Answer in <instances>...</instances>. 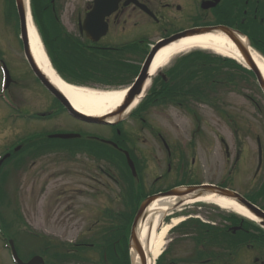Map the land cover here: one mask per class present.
Segmentation results:
<instances>
[{
	"label": "flooded vegetation",
	"instance_id": "af4514ba",
	"mask_svg": "<svg viewBox=\"0 0 264 264\" xmlns=\"http://www.w3.org/2000/svg\"><path fill=\"white\" fill-rule=\"evenodd\" d=\"M47 1L41 0V28L50 44L47 51L55 59L52 66L59 76L70 83L132 84L153 44L185 29L219 21H232L234 28L246 35L254 47L264 51V0H220L215 8L194 13L179 6L184 0H103L95 18L89 15L96 0H64L61 6L60 0ZM115 1L116 10L105 16ZM202 1L212 0H196V4ZM134 2L147 7L152 16ZM19 30L16 0H0V63L7 70L9 86L25 88L34 82L44 89L25 59ZM192 71L191 63L185 60H173L160 70L151 80L142 106L130 113L125 123L102 126L107 132L99 139L110 144L93 135L85 136L84 145L89 143L92 148L88 151L91 157L87 158L91 164L79 160L81 168L75 169L74 174L88 182L76 186L65 182L69 172L65 143L50 136L76 134L77 126L93 125L70 116L44 89L50 104L26 116L28 123H37L41 129L26 130L30 139L13 140L2 150H6L3 153L6 156L0 164V193L5 194L11 181L17 180L16 185L12 184L15 195L21 197L24 190L30 197L38 196L28 207L30 211L40 205L48 207L56 220L51 221L42 235L32 231L31 235H1L0 264H131L130 218L142 200L176 187L205 183L189 179L195 163L194 142L201 133L195 105L208 107L211 93L206 90L207 77L199 82V77L191 76ZM3 94L14 104L17 95L10 87L0 97ZM153 114L156 118L152 120ZM18 118L21 117L15 113L13 120ZM179 118H185L186 127L177 124ZM217 141L229 161L230 151L227 155L219 135ZM99 148L110 152L116 160L123 159L127 174L112 172V157L97 156ZM124 151L132 160L136 175H132ZM51 180L59 183L49 187ZM67 189L89 197L90 202L99 195L102 202L78 205L84 218L103 208V218L74 220L78 225L74 227L79 229L76 235L57 233L60 223L70 221L65 219L70 205L63 198ZM113 202L117 212L113 210ZM54 203L56 208L51 209ZM170 204H166L170 208L156 227L157 234L164 227L169 229L154 264H264V229L257 224L230 213L216 215L214 208L201 205ZM27 226L31 229L29 220ZM144 249L146 246L142 245L143 256Z\"/></svg>",
	"mask_w": 264,
	"mask_h": 264
},
{
	"label": "rangeland",
	"instance_id": "374dc122",
	"mask_svg": "<svg viewBox=\"0 0 264 264\" xmlns=\"http://www.w3.org/2000/svg\"><path fill=\"white\" fill-rule=\"evenodd\" d=\"M63 2L64 0H60L59 6ZM195 5L196 0H184L179 6L189 13L194 9ZM183 28H186L185 23ZM181 56V60L191 63L192 70L199 77V82H202L207 77L209 85L215 86L214 94H211L209 99V107L195 105L201 120V133L196 137L194 142L195 152L193 158L195 159V164L191 167V178L189 180L213 184L224 182L226 186L237 191L239 194L248 196L249 192L259 188L261 182L264 180V94L260 91L252 76L246 74L243 70L241 71L239 66L233 62L215 58V54L211 51L196 49L189 54H182ZM209 68L214 71L212 76H209ZM214 82L219 83L215 84ZM110 85L112 84H108V82L97 83L96 86H91V88L96 90H118L120 88ZM18 87L10 86V90L17 95V97L13 96L14 103L20 105L21 112L24 114H31L42 107L48 106L51 102L44 89L34 84V82H31L25 88ZM7 112H9L8 109L0 102V152L4 146L25 135L26 130L41 129V126L37 123L23 122L20 118L16 121L8 120L6 118ZM128 117V114L124 116L123 123H125ZM61 118L63 119V117ZM155 118L154 114L150 117L152 120ZM177 124L180 127H186L187 121L185 118H179ZM77 127L78 131H86L88 135L98 138H102L107 132L105 127L100 126ZM177 135H180V133L178 132ZM218 135L229 147V161H227L224 150L217 141ZM257 137L260 138L262 143L263 161L261 170L255 178ZM76 145L69 144L67 145V149ZM87 149L82 146V148H77L74 153L73 151L65 153V160L67 161L66 170L69 171L65 179L67 185L73 184L76 186L79 182H88L84 178L77 177V174H74V170L80 166L79 160H84L83 162L91 164V161L87 159L91 157L88 156L90 153L84 152ZM97 152L98 155L105 154V152H100L99 150ZM236 154H239L237 162H235ZM112 160L115 162L114 166L116 169L121 174L124 173L126 175L127 172H125L121 161H116L114 158ZM2 166L4 167V164ZM15 182L17 180L11 181L10 188L0 198V234L3 235L4 233L13 237L21 234L31 235L30 232L32 231L34 234L42 235L46 227L51 224V221L56 220V215H53L48 207H42L41 205L34 207V210L31 212L28 207L32 201H37L38 196L35 194L34 197H30L24 190L23 193L22 191L20 192L21 197L15 196L13 193L15 191L12 188V184L16 185ZM58 183L57 180H51L49 187ZM63 198L66 205H70V209L65 212V219H70V221H67L65 224L60 223V228L56 223L55 229L59 228L57 233L76 235L79 229L74 227L76 225L74 220H100L103 218V208L101 209L100 207L92 217L87 218H84L82 215L83 211L78 210V205L82 203L94 205L98 201L101 204L99 195L98 197L94 196V200L90 202L89 197L78 193H70L67 189L66 195ZM113 206L115 207L113 210L117 212L116 202H113ZM129 207L131 208L132 206L129 205ZM206 207L214 208L217 211L216 215L223 212L215 206L206 205ZM53 208H56V203L51 206V209ZM229 213L233 214L232 212ZM28 220L32 225L30 226L31 229L28 227L29 225L27 226ZM245 220L252 223L250 220ZM76 226L78 227V225Z\"/></svg>",
	"mask_w": 264,
	"mask_h": 264
},
{
	"label": "bare ground",
	"instance_id": "6f19581e",
	"mask_svg": "<svg viewBox=\"0 0 264 264\" xmlns=\"http://www.w3.org/2000/svg\"><path fill=\"white\" fill-rule=\"evenodd\" d=\"M28 39H29V45L30 50L33 55V58L39 67V69L45 74V76L50 80V82L59 89L63 95L67 98V100L70 102L71 106L82 115L88 116V117H95V118H102V117H109L110 114L116 113L119 106L121 105L123 101V97L125 95L124 89L119 90H96L91 89L88 87H80V86H74L65 83L63 80H61L56 72L51 68L49 61L47 60L43 46L40 42L39 36L37 34V31L35 27L32 24V21L30 17H28ZM165 40H160L157 42V45L159 43L164 42ZM243 43L246 44L245 40H241ZM194 49H200L205 51H211L216 56H220L225 59H232L236 62L242 63L240 56L238 54L237 49L234 47V45L222 34H207V35H200V36H192L189 38L181 39L177 42H173L172 44L168 46H164L155 55L154 59L151 60L148 66V70L146 73V78L144 79L143 83L142 80L140 81L139 87L140 93L138 96L135 97L133 102L130 104L128 111H136L139 107L142 106L143 102L146 99V91L150 85V79L153 78L160 70L165 69L169 63L173 60L180 61L181 55L188 53L190 50ZM251 53L253 56V60L255 61L256 65L262 72L264 76V59L262 56L252 51ZM179 56V57H178ZM146 59V58H145ZM219 59V58H218ZM146 64V61H145ZM243 64V63H242ZM247 69V67L243 66L240 68V70ZM137 73L138 70H135ZM248 75L252 76L253 79L256 82V76L254 75V72L249 68V70L246 71ZM191 76L193 79H196L198 75H196L195 71H192ZM142 84V85H141ZM135 86V83H134ZM138 87V88H139ZM206 88H202V90H205ZM209 91V93L214 94L213 91L215 90V86L212 87V85H208V88L206 89ZM126 112V113H127ZM75 119L82 121L83 123L94 125V122H89L86 120H82L79 117L73 116ZM116 120V118H114ZM259 140V142H258ZM257 142V149L259 150V146L261 147L262 143L260 138H256ZM193 194H191L192 196ZM190 195L187 197H179V198H171L169 201L171 202L170 205L175 204H193L197 202H201L204 204L209 205H215L223 210L231 211L235 215L250 219L251 221L256 220L253 215L246 212L244 208H242L239 204H237L235 201H231L229 199L216 197L215 195H205L198 198H192ZM141 200L142 197L134 196V199ZM217 198V199H215ZM172 199V200H171ZM144 202L147 200L144 198ZM142 200V201H143ZM259 202V196H258V190L253 189L251 191V197L250 200H248V204H250L253 207H257ZM167 202L163 200H155L154 202L150 203L149 207L147 206L148 214L147 216L141 217L139 219L138 213L133 214L131 217L132 224H137V237L139 238V244L145 245V258L143 254H141L140 249L137 250V252H132V259L133 264H144V261L146 264H153L154 260L158 258V255L160 254V248L162 243V238L165 236L166 232L168 231V227L164 228L159 235L156 233V227L157 224L160 221V218L163 214H165L168 210V206H166ZM136 206V205H135ZM133 207V206H132ZM139 235V236H138Z\"/></svg>",
	"mask_w": 264,
	"mask_h": 264
},
{
	"label": "water",
	"instance_id": "95a60500",
	"mask_svg": "<svg viewBox=\"0 0 264 264\" xmlns=\"http://www.w3.org/2000/svg\"><path fill=\"white\" fill-rule=\"evenodd\" d=\"M102 1L103 0H97L92 14L89 15L90 18L91 17L95 18L96 14H98V11H100L99 5L102 3ZM16 3H17L18 13H19L20 21H21V32H22V38H23V43H24V47H25V54H26V57H27V60L29 62L31 69L33 70L34 74L39 79V81L42 83V85H44L48 91H50L55 97H57V99L60 100L64 106L67 107L68 111L73 116L79 117L82 120H86V121L94 122V123H100V124H107L108 122L106 120L111 119V118H116V120H115L116 122L119 121L122 113L129 107V105L133 102L135 97L139 95L140 88H141V86L139 87L140 81H141V79H143L142 80V83H143L144 79L146 78V73L148 70L149 63L151 62V60L154 59V57H155L156 53L159 51V49H161L162 47H164V46H166L172 42L180 40L182 38L192 37V36L202 35V34H222V35H225L227 37V39L237 49V51L241 55L245 64L254 72V75L256 76V79H257V82H258L260 88L264 91V77L262 76L261 71L259 70V68L255 64V62L253 61L247 46L244 45L240 41V39L238 38V34L234 30L226 28V27L218 26V27H212V28L190 30V31H186L183 33H179L175 36L170 37L169 39L165 40L164 42L159 43L158 45H156V47L149 54V56L146 60V64L144 65V67L141 71V74L139 76V79L135 83V86H133V88L125 95L124 100H123L122 104L119 106L116 113H114L113 115H110L109 117H102V118L88 117V116L82 115L81 113L77 112L71 106L70 102L63 95V93H61V91H59L50 82V80L45 76V74L37 66V64L33 58V55L31 53L30 47H29V41L27 39L25 0H16ZM109 5L111 6L112 3H109ZM116 6H117V1H115L113 3V8H110L109 11L106 13V15L112 13L116 9ZM210 6L213 7V6H215V4H212ZM202 7L206 9L209 6L203 4ZM141 9L144 10L145 12L149 13V11L144 6H141ZM58 137L62 138V139H70V138H73L74 135H60ZM258 142H259V140H258ZM260 163H261V148L259 146V166H260ZM191 194H193V195L191 196ZM208 194H216L218 196L234 200L237 204L247 208L257 218H259V219L264 218V214L261 211H259L257 208L248 204L244 199H242L237 194L229 192L227 190L220 189V188L211 187V186H200V187H191V188H186V189H184V188L176 189V190H173V191H171V192H169L163 196L167 195V197H181V198H183V197H187L190 195L191 196L190 199H191V198H195V197L205 196ZM160 196H162V195L148 198L147 201L141 205L140 209L137 212L139 219L141 217H144L146 207L150 203L154 202ZM138 221L136 224L132 225V231H131V246H133L136 251H137V242H136V236L135 235H136V229H137ZM132 262H133V260H132ZM144 264H146L145 261H144Z\"/></svg>",
	"mask_w": 264,
	"mask_h": 264
},
{
	"label": "trees",
	"instance_id": "16d2710c",
	"mask_svg": "<svg viewBox=\"0 0 264 264\" xmlns=\"http://www.w3.org/2000/svg\"><path fill=\"white\" fill-rule=\"evenodd\" d=\"M34 10H36L35 14L37 16V20H39L40 24L42 23V19H41V12H40V7H41V3L40 0H34V4H33ZM43 39L45 40L46 44H48V41L46 39V37L44 36ZM208 73L209 76H212L214 71H212L211 68L208 69ZM216 71V70H215ZM258 196L261 198V200H264V184L262 185L261 189L258 191Z\"/></svg>",
	"mask_w": 264,
	"mask_h": 264
}]
</instances>
